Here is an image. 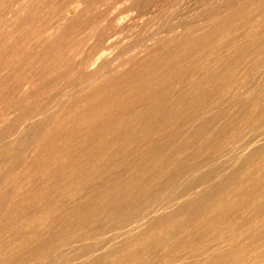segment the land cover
Wrapping results in <instances>:
<instances>
[{"label": "bare ground", "instance_id": "bare-ground-1", "mask_svg": "<svg viewBox=\"0 0 264 264\" xmlns=\"http://www.w3.org/2000/svg\"><path fill=\"white\" fill-rule=\"evenodd\" d=\"M119 1L0 0V264H264V0Z\"/></svg>", "mask_w": 264, "mask_h": 264}, {"label": "rangeland", "instance_id": "rangeland-1", "mask_svg": "<svg viewBox=\"0 0 264 264\" xmlns=\"http://www.w3.org/2000/svg\"><path fill=\"white\" fill-rule=\"evenodd\" d=\"M190 1H191V0H190ZM190 1L187 0V2H189V3H187L185 0H184V1L182 0V3H183L184 5L181 3V5L177 8V11H176V12H177L178 14H177V15H174L173 17L171 16V17H170V20H169V18L166 19V21H165V19H164V20H163V21H164V25L162 24L163 21H161V20H162V18H161V19L154 20L153 22H155V23H152V26H153V27L151 26V27H149V28H150V29L153 28V30L156 29V30H155V33H156L157 30H160V28H161V29L163 28V30H167V27H169L170 29H172V27H173L174 25H175V27H173V28H177V27H178L177 25L179 24V26H180L181 23L183 22V19L185 18V17H184L185 14H189V15H191V17H193V18H201V17L204 18V17L210 15V14L213 13V12H214V13L217 12V11L219 10V5H220V6H221V5L224 6V5H228V4H229L228 6H230V5H233V4H234V6H236L237 4H235V3H238V4H239V2H240V0H236L235 3H234V0H233V4H232V3H231L232 0H231V1H229V0H195L197 3H201V2H202V4L200 5V4H197L194 0L191 1V2H190ZM211 1H212V2H211ZM215 1H216V2H215ZM228 1H229V2H228ZM237 1H239V2H237ZM244 1L246 2L247 0H243V3H244ZM119 2H120L119 7H120V6H123V7L125 6L124 9H126L127 11H128V9H129V12H126V11H125V13H124L125 15H127V13H128L129 15H127V16H128L129 18H131V15H130V14H132V16H133V14H134V16H135V14H136L135 18H137V20L139 19V17H141V18L138 20L140 23H145V21H146V23H147V22H150V20H151L150 15L152 16V14H151V13L153 12L152 7H153V4L155 3V0H146V2L143 1L145 4H144L143 2H141V4H140V3H137L138 5L135 4L136 6H135L131 1H128V0L125 1L126 4L123 3V1H122V3H121V1H119ZM119 2H117V3H119ZM184 2L186 3V6H185V3H184ZM218 2H219V3H218ZM225 2H226V3H225ZM241 2H242V1H241ZM127 3H128V5H127ZM129 3H130V4H129ZM190 3H192V4L195 3V4H197V5L193 4V5L191 6ZM204 3H205L207 6H206ZM209 3H210V4H209ZM263 3H264V2H262V3H261L262 5L260 4V6L258 7V8H259V10H258V13H259L258 16H260V15H261V16H260V17L257 16V18H262V21H263V22H260V23H261L260 25H264V20H263V18H264V17H263V16H264V5H263ZM121 4H122V5H121ZM123 4H124V5H123ZM132 4L134 5L135 9L132 7V6H133ZM139 4H140V6L142 5L140 8L137 7V6H139ZM187 4H188L189 6H188ZM129 5H130V6H129ZM116 6L118 7V4H116ZM126 6H128V7L126 8ZM183 6H185V7H187V8L189 7V8H188L189 10H191L192 7H193V8H194V9H193V12H194L195 14H194L193 12H191L192 10L189 11L188 9H186V8L183 7ZM190 6H191V9H190ZM194 6H195V7H194ZM197 6H198V7L200 6L201 8H200V7L198 8ZM130 7H131V8H130ZM136 7H137V9H136ZM143 7H144V8H143ZM182 7H183L184 9H183ZM121 8H122V7H120V9H121ZM132 8H133L135 11H134ZM141 8H142V9H141ZM195 8H197L198 10L195 9ZM214 8H215V9H214ZM216 8H217V9H216ZM261 8H262V9H261ZM130 9H132V10H130ZM138 9H139V10H138ZM185 9H186V12L184 13ZM199 9H200V11H201V9H202V11L204 10V12H200L199 14H198V12H195V11H199ZM210 9H213V10H211V13H210ZM142 10H143V11H142ZM180 10H182V11L180 12ZM187 10H188V11H187ZM206 10L208 11V15H207V11H206ZM214 10H215V11H214ZM130 11H131V12H130ZM205 11H206V13H205ZM133 12H134V13H133ZM135 12H138V13H135ZM189 12H190L191 14H190ZM180 13H182V14H180ZM183 13H184V15H183ZM192 13H193V14H192ZM196 13H197L198 15H197ZM202 13H203V14H202ZM204 13H205V15H204ZM214 13H213V14H214ZM138 14H139V15H138ZM179 14H180V15H179ZM201 14H202V15H201ZM137 15H138L139 17H138ZM140 15H141V16H140ZM145 15L147 16V18L145 17ZM181 15H183V19H182ZM196 15H197V16H196ZM199 15H200V16H199ZM134 16H133V17H134ZM176 16H180V17L178 18V17H176ZM187 16H188V15H187ZM149 17H150V18H149ZM188 17H189V16H188ZM143 18H144V19L146 18L147 20L144 21ZM172 18H173V19H172ZM180 18H181V19H180ZM257 18H256V19H257ZM148 19H149V20H148ZM175 19H176V20H177V19H180V20H179L180 22L177 20V23H178V24L175 23V24L171 25L173 22H176ZM141 20H143V21L141 22ZM158 20H160L161 22H160V21H159V22H156V21H158ZM171 20H172L173 22H172ZM181 20H182V21H181ZM184 20H185L186 23H182V25L180 26V28H181L184 24H185V25H184L183 27H187V26H188V25H186V24H188V23H187V21H188L187 18L184 19ZM168 21H169L171 24H170V23H166V22H168ZM158 23H160V24H162V25H160V24H158ZM156 24H158V25H156ZM165 24H166L167 27H164ZM168 24H169V26H168ZM159 25H160L161 27H160ZM156 26H157V28H156ZM154 27H155V28H154ZM159 27H160V28H159ZM253 28H255V30H256V27H253ZM150 29H149V31H150ZM153 30L150 31V32L153 33V32H154ZM168 30H169V29H168ZM252 30H253V29H252ZM255 30H254V31H255ZM108 31H109V30H108ZM112 31H114V30H110V31H109V35H110V39H109V40H114V41H117L118 39L122 40V37H123V36H121L120 34H117L116 31H114V32H112ZM260 31H261V30L258 28V31H256V32L259 33ZM115 32H116V34H115ZM260 33H261V32H260ZM114 34L116 35L117 40H115V39H116L115 37H112ZM115 35H114V36H115ZM119 35H120V36H119ZM120 37H121V38H120ZM123 38H124V37H123ZM127 40L129 41V38H125V40L123 39V41H127ZM128 41H127V42H128ZM263 71H264V70H262L261 72H263ZM261 74H262V75H261ZM263 75H264V72L255 75V77H257V78H255L256 80L254 81L255 84L253 83L252 86L250 85L251 87L249 86V88H247V89L249 90V92H252V93L255 92V89H257V88L260 86V85L258 86V84H262V82L264 83V79H263L264 76H263ZM243 90H244V89H243ZM249 92H248V93H249ZM218 95H219V94H217V97H218ZM219 96H220V95H219ZM219 98H221V97H219ZM219 98H216L215 100H217V99H219ZM221 99H222V98H221ZM221 99H219V100H221ZM215 100H213V102H214ZM219 100H218V101H219ZM225 101H226V102H225ZM216 102H217V101H216ZM216 102H214V104H215ZM224 102H225L224 104H222L223 102L220 103L221 106L218 105L219 108L221 107V109L218 110V109H219V108H218V109H217L218 111L216 110V113H217V114L219 113V116H220V114H223V112L228 108V107H226V106H229V105H230V104L228 105V102H227L226 98H225ZM232 103H235V102L233 101ZM225 104H227V105L225 106ZM224 106L226 107V109H225ZM232 106H233V108H235V107H234V104H233ZM232 106H229V107H232ZM235 106H236V105H235ZM222 107H223V109H222ZM209 109H210V108H209ZM209 109H208V110H209ZM212 109H213V107L211 108V111H212ZM224 109H225V110H224ZM208 110H207V111H208ZM221 110H223V112H222ZM209 111H210V110H209ZM220 111H221L222 113H221ZM204 112L206 113V111H201V112L199 113V117H198V120H197L198 122H197V121H194V122H196V123H194L193 121H191V122H193V123L195 124V126L197 125V123H199V124L201 123V124H200V127H199L200 130H202L201 132L198 133L197 130H194L196 133H194V131H192V136H189V137H188V133H189V132H187L186 130L191 126V125H190V124H191L190 121H189V124L187 123V124H184V125H181V126H177L176 128H174V129L172 130V132H171L172 134L170 133V135H169V136L172 135V137H171V138L169 137V138L171 139V141H170V144L168 145V149H169V148L172 149V151H174V154H175L176 156H174V159H175V160L173 159V160H171V161H174V162H176V163L180 162V163H178V164H183L182 161H183V159L185 158V155H184V154H186L185 151H187V152H188V150L190 151V150L192 149V144H193V147L197 146V145L199 144V140H200V142L203 141V139L205 140V138H207L206 136L209 135L210 132L213 131V130H212L213 127H215L216 125L219 124V121L221 120V119L219 120L220 117L217 118V121H216V118H215V121H214V120L212 121V120H210V119H212V118H209L208 120H210V121L208 122V123H209V124H208V123H207L208 120L206 121V117L208 118V116H205V114H203ZM208 113H209V115L211 114L210 112H208ZM208 113H206V115H208ZM217 114H216V115H217ZM200 115H201V116H200ZM203 115H204V116H203ZM200 117H201V118H200ZM204 117H205V118H204ZM214 117H215V116H214ZM217 117H218V115H217ZM203 118H204V120H203ZM200 120H201V121H200ZM218 120H219V121H218ZM199 121H200V122H199ZM202 121H203V122H202ZM204 121H205V122H204ZM202 123H203V124H202ZM204 123H205V124H204ZM194 124H193V125H194ZM199 124H198L197 126H199ZM213 124H215V126H214ZM188 125H189V126H188ZM203 125H204V126H203ZM208 125H209V127H207ZM210 125H211L212 127H210ZM182 126H184L185 128L182 127ZM180 127H181V128H180ZM186 127H188V128H186ZM206 127H207V128H206ZM190 128H191V127H190ZM190 128L188 129V131L190 130ZM201 128H202V129H201ZM208 128H209V129H208ZM211 128H212V129H211ZM176 129H177L178 131H177ZM181 129L185 130V132H184L183 130H181ZM204 129H206V130L208 129V130L206 131V130H204ZM174 130H176V131L174 132ZM198 130H199V129H198ZM203 130H204V131H203ZM209 130H210V131H209ZM261 130H262V129H261ZM182 131H183V132H182ZM208 131H209V132H208ZM255 131H256V132H258V131L260 132V130H254V132H255ZM254 132H253V130L251 131V133H254ZM256 132H255V133H256ZM27 133H28V132H27ZM176 133H180V134H182V135L179 136V137L182 136V137H181V140L179 139V137H177L179 134H177V136L175 135ZM184 133H185V134H184ZM190 133H191V132H190ZM190 133H189V135H191ZM251 133H250V135H251ZM255 133H254V135H255ZM203 134H205V135H203ZM27 135H28V134H27ZM27 135H26V136H27ZM185 135H186V136H185ZM252 135H253V134H252ZM28 136H29V135H28ZM263 136H264V134H262V135H260V136H256V137H254L251 141H249L248 143H247L246 141L244 142V141H242V140H241V142H239V143H235L234 146H231V148L229 149L230 151L227 150V151L225 152V154H226L225 157L228 159V161H232V158H233L234 156H237L239 152L241 153L242 151H244L246 146L249 147V146H250V143L252 144V143H254V142H256V141H259L260 139H258V138H259V137L262 138ZM175 137H177V140H175V139H176ZM195 137H196V138H195ZM200 137H202L203 139H202V140L199 139ZM173 138H175V139H174V141L172 142V139H173ZM189 138H190L191 144H190ZM183 139H185L184 142L180 143V141H183ZM195 139H196V140L199 139V140L196 141ZM177 141H179V142L177 143ZM185 141H186V142H185ZM188 141H189V144H188V146L186 147V144L188 143ZM192 141H193L194 143H193ZM252 141H254V142H252ZM196 142H198V143H196ZM171 143H172V144H171ZM185 143H186V144H185ZM195 143H196V144H195ZM174 144H175V146H174ZM181 146H183V147L181 148ZM189 146H190V147H189ZM175 147H176V148H175ZM179 147H180L181 149H180ZM178 148H179L180 151L178 150ZM183 148H184V149H183ZM186 148H187V149H186ZM189 148H190V149H189ZM235 148H236V149H235ZM239 148H240V149H239ZM242 149H243V150H242ZM182 151H183L184 153H183ZM231 152H232V153H231ZM240 153H239V154H240ZM230 154H231V155H230ZM234 154H235V155H234ZM228 156H229V157H228ZM175 157L178 158V160H177ZM179 158H180L181 160H179ZM233 159H234V158H233ZM176 160H177V161H176ZM181 162H182V163H181ZM159 189H160V191H159L158 188H157V189L153 190V193H152V191L149 192V194H150L149 196H153V195H155L154 197L157 196V197H158V200H159V197H160V198H163V199H160V200H159V201H163L164 198H165L166 196L169 195L168 192L171 193V191H172V192L174 191L173 189H168V190H170V191H167L166 188H165L164 191H162L163 189H162L161 187H160ZM156 190H157V191H156ZM158 191H159V192H158ZM165 191H166V192H165ZM154 192H156L157 194L160 193L159 196H158L156 193H154ZM163 196H164V197H163ZM157 197H156V198H157ZM166 201H167V200H166ZM165 203H167V202H165ZM165 203H164V204H165ZM114 231H117V230L110 231V232L107 234L108 236L106 235L105 240L103 239V241H107V240H109V241H107V242H110V241L112 242V241L115 240L114 238L118 239V237H119V235H120L121 232H120V231H119V232H118V231H117V232H114ZM115 233H116V236L113 235V234H115ZM111 234H112L113 236H109V235H111ZM117 234H118V235H117ZM112 237H113V238H112ZM107 242H106V243H107ZM94 243H95V242H94ZM82 248H83V249H82ZM82 248H78V250H77L76 252H80V249H81V250H82L81 253H83V252H86L87 249H88V247H86V248H85L86 250L84 251V247H82ZM89 248H90V247H89Z\"/></svg>", "mask_w": 264, "mask_h": 264}]
</instances>
